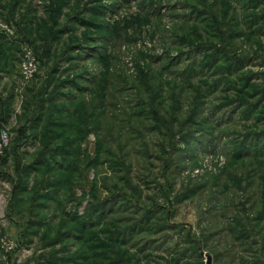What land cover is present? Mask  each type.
<instances>
[{"label":"rangeland","instance_id":"1","mask_svg":"<svg viewBox=\"0 0 264 264\" xmlns=\"http://www.w3.org/2000/svg\"><path fill=\"white\" fill-rule=\"evenodd\" d=\"M2 130L0 264H264V0H0Z\"/></svg>","mask_w":264,"mask_h":264},{"label":"built area","instance_id":"2","mask_svg":"<svg viewBox=\"0 0 264 264\" xmlns=\"http://www.w3.org/2000/svg\"><path fill=\"white\" fill-rule=\"evenodd\" d=\"M23 62L20 67L21 80L24 82L29 81L37 72V64L33 53L25 48L23 55ZM7 142V133L5 131H0V148L5 147ZM0 246L3 251L7 254L14 249L13 244L7 239L0 240Z\"/></svg>","mask_w":264,"mask_h":264}]
</instances>
